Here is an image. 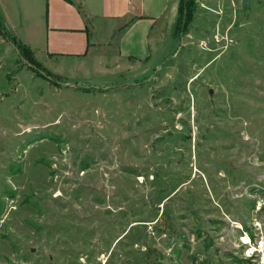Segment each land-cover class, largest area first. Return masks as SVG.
Masks as SVG:
<instances>
[{
	"label": "rangeland",
	"instance_id": "rangeland-1",
	"mask_svg": "<svg viewBox=\"0 0 264 264\" xmlns=\"http://www.w3.org/2000/svg\"><path fill=\"white\" fill-rule=\"evenodd\" d=\"M241 1L172 0L150 60L72 79L0 24V264H264V0Z\"/></svg>",
	"mask_w": 264,
	"mask_h": 264
},
{
	"label": "crops",
	"instance_id": "crops-1",
	"mask_svg": "<svg viewBox=\"0 0 264 264\" xmlns=\"http://www.w3.org/2000/svg\"><path fill=\"white\" fill-rule=\"evenodd\" d=\"M173 11L172 0H0V24L37 58H51L53 73L72 79L105 68L111 56L150 60V34ZM138 32L143 41L125 42Z\"/></svg>",
	"mask_w": 264,
	"mask_h": 264
},
{
	"label": "water",
	"instance_id": "water-1",
	"mask_svg": "<svg viewBox=\"0 0 264 264\" xmlns=\"http://www.w3.org/2000/svg\"><path fill=\"white\" fill-rule=\"evenodd\" d=\"M249 3H250V0H242V1H241V5H242V7H246V6H248ZM9 43L11 44V42H9ZM11 45H12V44H11ZM12 47L16 50L17 54H18V55L20 56V58L22 59V56H21L19 50H18L15 46H13V45H12ZM180 48H181V42H180L179 51H180ZM22 61H23V60H22ZM23 62H24V61H23ZM27 64H28V63H27ZM28 66H30V65L28 64Z\"/></svg>",
	"mask_w": 264,
	"mask_h": 264
},
{
	"label": "trees",
	"instance_id": "trees-1",
	"mask_svg": "<svg viewBox=\"0 0 264 264\" xmlns=\"http://www.w3.org/2000/svg\"><path fill=\"white\" fill-rule=\"evenodd\" d=\"M185 8H187V5H186V7H185ZM24 49H25V48H24ZM24 49H21V48H20V50L23 52V56H27V54H26L25 52H27V51H28V49L26 48L27 50H25V51H24ZM30 62H31V63H33V62H32V60H31ZM33 64H35V66H37V64H36V63H33Z\"/></svg>",
	"mask_w": 264,
	"mask_h": 264
},
{
	"label": "bare ground",
	"instance_id": "bare-ground-1",
	"mask_svg": "<svg viewBox=\"0 0 264 264\" xmlns=\"http://www.w3.org/2000/svg\"><path fill=\"white\" fill-rule=\"evenodd\" d=\"M249 243V239L248 238H243L242 239V244H248ZM263 262H264V258H263Z\"/></svg>",
	"mask_w": 264,
	"mask_h": 264
}]
</instances>
